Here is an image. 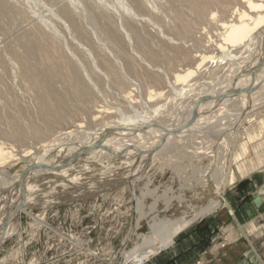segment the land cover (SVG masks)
Returning a JSON list of instances; mask_svg holds the SVG:
<instances>
[{
  "label": "rangeland",
  "instance_id": "obj_1",
  "mask_svg": "<svg viewBox=\"0 0 264 264\" xmlns=\"http://www.w3.org/2000/svg\"><path fill=\"white\" fill-rule=\"evenodd\" d=\"M189 1L0 0V79L4 83L0 87V148L3 153L12 152L0 156L4 179L21 188L28 179L29 173L21 180L29 163H23L18 156L47 145L65 128L81 125L80 134H88L149 111L158 118L180 113L183 103L177 101L176 92L169 87L174 77L196 68L200 61L195 62V56L224 43L220 25L238 21L240 12L249 11L243 0H227V4L226 0ZM128 9L132 10L130 14ZM37 28L44 37L29 35ZM187 30L189 33H185ZM42 55L55 59L53 72L41 60ZM204 65L196 81L204 82L224 68L215 67L204 74ZM67 71L75 80L70 84L65 78ZM28 72L37 74L39 84L27 78ZM263 72L264 66L258 74L260 81ZM73 85L87 95L79 97L72 91ZM28 88L35 92L28 93ZM2 91L12 94V100L5 102ZM131 99L133 104H128ZM50 103L62 104L61 113L52 109L45 114L44 108ZM15 105L21 107V116L13 112ZM257 118L264 121V111ZM258 127L253 122L248 129L258 132ZM259 131L261 137L247 146L243 157L247 162H255L252 147L264 141V130ZM243 134L242 130V136L235 137L232 151L239 149ZM200 135L196 133L194 137ZM190 141L198 142L193 137ZM173 155L172 163H180L184 171L149 168L137 178L134 195L127 187L117 185V179H98L100 172L95 171L101 169L99 163L81 168L55 166L58 180L24 199L18 221H9L1 228L0 264H122L120 250L127 237L131 252L138 238L150 236L149 226H168L173 221L183 232L177 238L192 234L197 250L208 255L211 251L224 253L229 244L243 239L238 229L245 230L253 223L256 229L249 238L264 251V207L243 226L238 220L252 195L264 197V167L222 189V196L234 210L233 218L224 206L207 208L210 202L206 176L194 179L200 169L212 163V158L197 156L189 162L185 156L176 160L177 153ZM230 158L229 153L220 164L226 175L233 170ZM3 186L6 184L2 183L0 189ZM6 197L14 198L12 194ZM4 204L0 202V219L13 211V201ZM149 213L147 225L140 216Z\"/></svg>",
  "mask_w": 264,
  "mask_h": 264
},
{
  "label": "bare ground",
  "instance_id": "obj_2",
  "mask_svg": "<svg viewBox=\"0 0 264 264\" xmlns=\"http://www.w3.org/2000/svg\"><path fill=\"white\" fill-rule=\"evenodd\" d=\"M180 1L182 3V0ZM190 1L194 2V0ZM216 2L219 3V1ZM243 4L247 6L249 11L240 12L238 21L231 20L229 23L226 22L225 24L224 22L220 25L224 30L222 34L224 43H220L217 46L214 45L215 47L209 49L204 55L195 56V62L200 61L197 67L185 70L174 77V83L169 87L176 92L177 101L179 100L183 103L180 113H174L169 117L166 114L167 118H158L157 115H151L149 111L150 113H141L134 117L132 116L130 119L126 117L128 120L122 119L118 123H109L103 128L96 129L88 134H83L82 132L80 134L81 125H76L71 127V129L75 127L76 130H71L70 128L61 130L58 136L50 140L47 145H41L40 149L20 154L18 156L19 160H22L23 163L28 162L29 166L27 167L30 168H27L26 173L21 178L22 180L29 173L27 181L24 185H21V188L17 189L20 185H15V182L5 180L0 173V186L2 183L6 184V186L2 187L3 189H0V202H5L8 205L10 201H13L12 214L9 212L6 217L4 216L5 218L1 217L0 219V231L1 228L9 225H7L9 221H18V215L21 213L24 199L30 198L29 196L32 193L40 190L47 183H53L58 180L55 166L66 164L76 165L77 168H81L82 165L99 163L102 167L95 171L97 173L100 172L98 174L100 178L98 179L102 181L117 179L118 182H115L117 185L120 184L127 187L130 193L134 195V184L137 178H141L149 168L152 169L154 167L161 170L163 167H169L175 172L178 170L184 171L183 167L180 168V163V165L177 164L178 162H176V165L172 163V158L175 157L173 154L175 153H177L176 160L179 156H185L183 158H189V162L197 156L199 158L208 156L212 158V163L207 168L200 169L197 173V178L194 179L199 180V178L206 176L205 180L208 183L207 194L210 202L207 208L224 206L234 218V210L222 196V189L233 185L236 179H242L256 169L264 167V141L252 147L255 162L250 163L243 158L247 153V146L255 138L261 137L259 130H264V121H258L257 118L258 114L264 111V72L261 75L263 80L260 81L258 79L260 69L264 66V0H243ZM196 7L199 10L201 9L197 4ZM130 11L132 10L128 9L129 14L131 13ZM223 14L221 13V15ZM200 16H202V13ZM186 26L183 25V28H186ZM42 32L40 28L32 29L29 35L42 37L44 34ZM185 33H189L188 30ZM45 36L47 37V35ZM42 40L44 39L42 38ZM41 41L40 43H42ZM230 49L234 51H230ZM41 60L52 72L57 66L54 62L55 59L51 55H42ZM19 61L21 63V60ZM208 62L209 64L210 62L215 64V66L205 64ZM203 65L205 67V69H202L204 74L205 72L213 71L215 67L224 68L221 69V73H212V76L204 82H201V79L196 81L197 77L195 78V76L197 73H203L201 71ZM206 75L209 74L206 73ZM206 75L204 77H207ZM26 76L34 84H39L37 74L28 72ZM0 77L2 76L0 75ZM65 78H67L66 81L69 84L75 81L73 80V74L68 71ZM3 85V80L0 79V87ZM33 90L28 88L27 92L30 93ZM72 91L79 97L87 95L86 91L81 87L74 86ZM2 93L6 95L3 97L5 102L12 100V94L3 91ZM158 95H161V93ZM44 97L46 100L49 99L47 96ZM151 98L152 96L149 99ZM131 103L132 99L128 104ZM60 105L50 103L44 108L45 114L52 109L57 113H61ZM14 107L13 112L21 116L23 113L21 112V107L19 105ZM162 107H165V105ZM174 109L173 111H175ZM253 122L259 125L258 132H250L248 129ZM246 124L249 127L245 129L244 125ZM105 130L109 132L103 133ZM242 130L245 131V134H243L245 138L239 144V149L232 151L231 148L234 145L233 143H235L234 139L238 135L242 136ZM196 133H202V135L199 138H195ZM192 137L197 139L198 142H188L189 138ZM229 153L233 170L226 175L220 164L227 159ZM8 154L12 155V152L3 153L0 148L1 157ZM134 157H136V160L132 159ZM115 159H119L118 162H115ZM63 161L66 163H63ZM114 165L116 166L114 167ZM135 165L138 166L137 169H135ZM210 178H212L211 181ZM8 194H12L14 198H7ZM255 196L262 201L261 206H256L253 202L249 204H253L259 209L263 208L264 197ZM141 215L143 216H140V218L146 220L147 225H149L148 216L150 213ZM175 224L176 222L173 221L168 226H149L150 236L138 238V241L134 243L136 246L131 252L130 237H127L120 250V256L124 258L122 264H145L151 257L170 248L174 243V239L181 234V227L177 228ZM255 228L256 226L253 223L247 227L249 231H253ZM136 229L138 228L135 223L134 230ZM239 230L246 238L242 228H239Z\"/></svg>",
  "mask_w": 264,
  "mask_h": 264
},
{
  "label": "crops",
  "instance_id": "obj_3",
  "mask_svg": "<svg viewBox=\"0 0 264 264\" xmlns=\"http://www.w3.org/2000/svg\"><path fill=\"white\" fill-rule=\"evenodd\" d=\"M245 205V210L238 214L241 226L259 210L255 205ZM253 231H249L247 227L245 230L243 229L246 235L245 238L239 230L243 237L242 240L229 244L225 247L224 253L211 251L209 255L200 253L197 250V245L194 242L192 234H182L179 238L176 237L177 239H175L168 251L160 254V256L147 264H195L196 262H200L201 264H264V251L260 244L249 238V234Z\"/></svg>",
  "mask_w": 264,
  "mask_h": 264
},
{
  "label": "water",
  "instance_id": "obj_4",
  "mask_svg": "<svg viewBox=\"0 0 264 264\" xmlns=\"http://www.w3.org/2000/svg\"><path fill=\"white\" fill-rule=\"evenodd\" d=\"M250 202H253L256 206H261L262 204V201L255 195L251 196L250 199L246 203L249 204Z\"/></svg>",
  "mask_w": 264,
  "mask_h": 264
}]
</instances>
